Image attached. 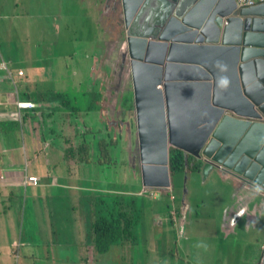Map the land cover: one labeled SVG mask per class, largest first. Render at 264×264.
I'll list each match as a JSON object with an SVG mask.
<instances>
[{
  "label": "rangeland",
  "instance_id": "1",
  "mask_svg": "<svg viewBox=\"0 0 264 264\" xmlns=\"http://www.w3.org/2000/svg\"><path fill=\"white\" fill-rule=\"evenodd\" d=\"M0 22L35 25L34 30L33 27H29V30L24 32H8L11 33L10 39L13 41L17 40L15 35L21 33L27 35L39 33L46 40L54 39L56 34L59 35L61 38L55 39L53 43L57 49L55 57L60 61V74H65L64 76L69 74V70H71L70 74H75V78H81L84 74L85 61L91 63L96 56L102 57L104 55L110 68L102 79L104 87L116 86V76L120 74L123 77L121 88L126 92V96H129L130 92L133 91L132 70H130L128 59L127 27L124 21L122 0H0ZM124 55H126V59ZM65 65L70 69H66ZM65 80V77L63 79L55 78L53 82L59 83ZM68 91L71 93V100L67 111L74 116L73 120L68 121L73 126L71 138L61 140L60 147L58 145L47 146L49 150H56L59 153L58 157L52 160L50 172H47L43 177L30 175L26 170H23L20 173V182L24 188H33L34 197L42 200L47 199L49 188H54L50 198L56 201L62 196L59 205L64 211L62 217L66 215L67 210H73L79 199L88 202L87 208L95 221L96 216H101L103 212L109 211L113 205L116 206L120 215L128 216V219L123 220V233L115 234L114 238H117L115 242L110 241L109 237L107 246L103 252H100L99 256L88 249L90 236L84 232L81 236L84 245L78 249V255L81 256L83 263L89 261L93 264H101L102 259L109 256L111 249L115 246H121L138 248L135 264H180L185 254V248L183 246L177 248L171 238L173 233L181 236L187 231L190 232V243L194 245L193 248L197 252L212 253L210 258L213 260L222 258L223 249L219 245V229L228 228V226H223L222 221L226 216L225 207L232 201L247 195L248 191L245 189L248 186L242 185L225 173L221 174L218 169L202 179L198 173L187 167V193L184 196V201H182L183 185L179 181L173 183V173L171 172L172 185L169 188H146L145 193H147L148 198L146 197L145 201H153V203L144 209L142 217H140V220L143 221L144 219L145 235L140 232L141 223L127 225L130 218L133 221L136 220L138 212L130 217L129 211L118 202L117 197L119 192L125 188L132 190V196L134 191L138 189L137 184L141 175L143 163L140 158L136 133L135 110H132V117L129 120V125L132 126L131 165L133 169L131 183H129L122 179L128 171L124 160L112 157L102 150L96 151V143L87 137L90 133L95 132L96 128L88 124L78 114L80 107L88 106L85 94L78 93V86L75 84H69ZM58 92L52 90L50 95ZM130 115L123 116L116 111L115 118L121 117L125 128ZM115 118H110L109 122L114 124ZM62 119L65 120V118ZM89 121L92 122V119ZM76 122H80L83 126L82 132H79L81 126H75ZM127 137H124L121 149L125 157ZM12 139H8L7 143H10ZM30 142L38 143L40 140L35 137L31 138ZM21 147L25 150V142ZM62 155H66V159H63ZM9 162L10 159H5V163ZM61 177H64L62 183ZM43 178H49V180H43ZM94 178H97L98 181L87 190H83L82 182ZM233 182L238 185L234 190L228 186L232 185ZM2 186L0 188V250L3 252H0V264H22L20 238H23L24 245L27 241L31 243L28 248H35V241L27 235V229L17 226V205L19 202H23L25 206V200L28 196L20 195L16 188L9 183V178L6 176L2 180ZM61 187L62 191H60ZM100 192L111 194L114 204L104 202L99 207H92L91 198ZM166 193H169L171 200L176 199L174 194L177 196V205L174 203L170 215L158 210L160 206L161 211H164L162 209L164 203L162 197ZM219 195V201L215 203V198ZM260 200L264 201L263 193L260 195ZM151 208L153 210L149 213ZM35 210L41 211L39 207H35ZM37 216L39 217L40 214ZM65 218H67L66 221L72 220L70 215H66ZM186 222L187 226L185 227ZM47 223H49L48 220ZM7 228L9 229L8 232L5 231ZM59 229V225L55 228L48 225L42 227L43 232ZM253 234L256 232L244 233V236L250 240L249 238ZM54 240L57 238L43 239V244L47 253L51 254L50 261L58 263L55 254H59L61 251L52 247L51 242ZM12 244L14 245L11 247ZM253 244L255 246V243ZM9 247H11V251L6 253L5 251ZM242 251V255L236 252L227 255L231 260L228 264H254L255 249L249 245ZM65 259H67V254ZM214 262L218 264V261ZM24 263L47 264V255L41 256L37 260L28 256Z\"/></svg>",
  "mask_w": 264,
  "mask_h": 264
},
{
  "label": "water",
  "instance_id": "2",
  "mask_svg": "<svg viewBox=\"0 0 264 264\" xmlns=\"http://www.w3.org/2000/svg\"><path fill=\"white\" fill-rule=\"evenodd\" d=\"M186 1L122 0L126 27H129L127 34L146 35L142 30L147 25H152L163 33L161 37L164 39L174 36V40L190 42L198 36L199 39L205 37L210 42H214L210 46L178 44L181 49L175 57L181 61L212 63L214 103L221 107H213L216 114L215 121L221 115L223 108L233 110L235 113L234 116L225 115L213 133L214 146L219 144L218 140L223 142L222 146L213 155V147L210 144L204 153L220 163L222 171L244 172L245 176L252 178L258 170L256 180L259 187L264 190V124L258 123L256 117L261 116L254 110V106L257 105L264 112V73L261 75L253 70L254 64L264 70V34L248 35L246 31L242 32V28L229 27L213 18L205 19L201 11L211 0H200L191 9L186 6ZM223 1L228 2L229 10L234 7L233 0H220ZM144 9L146 12H143ZM241 14L264 15V5L242 9ZM260 21L257 18L247 17L245 27L252 24V28L264 30L258 26ZM153 43L147 41L146 36L129 35L127 37L129 56L140 57L138 54L146 46L148 53L155 54L157 48L152 47ZM183 70H180V74L189 77ZM222 70L225 74H221ZM223 75L227 77L226 80L221 79ZM164 77L169 78L167 69L164 71ZM162 78V70L156 65L147 64L142 70H134L133 94L142 151L143 181L146 185L156 186L159 189L168 187L171 180L170 170L166 165L168 133L164 99L162 90L157 88ZM184 94H189V90L186 89ZM166 95L168 96L167 92ZM209 97L207 92H203V101H208ZM202 113L203 108L195 109L192 100L182 99L178 109L181 118L197 119ZM174 116L175 107L169 104V117L174 118ZM211 129L212 126L200 128V131L206 136ZM242 131H245V135L238 140L237 134ZM204 138L201 134L192 135L189 139L191 147L187 149L198 154ZM170 140L174 142L173 125L170 126ZM246 166L254 169L245 171ZM213 168L204 165L201 169L206 174ZM187 178L188 176L185 175L182 201L187 193Z\"/></svg>",
  "mask_w": 264,
  "mask_h": 264
},
{
  "label": "crops",
  "instance_id": "3",
  "mask_svg": "<svg viewBox=\"0 0 264 264\" xmlns=\"http://www.w3.org/2000/svg\"><path fill=\"white\" fill-rule=\"evenodd\" d=\"M29 27H33L32 29L34 30L35 25H25L22 23L4 24L0 22V188L3 187L2 180L6 176L9 178V183L16 188L20 195L28 196L27 200H25V206L23 202L22 207H19L20 202L17 205L16 217L18 227L20 226L22 228L27 218L38 221L40 228L44 225L49 226V217L53 219L59 218L60 220V229L57 231L54 230L50 236H46V239L57 238L51 244L54 249L61 251V253L55 254L58 258V263L50 261L51 254L47 253L44 244L42 247L38 245V235L36 234L32 237L35 241L34 249L28 248L31 245L30 242L27 244L25 242L27 247L20 249L21 256H23L22 264H26L24 261L28 256L36 258L37 260V258L45 255H47V264H93V262L89 261L83 263L81 256L78 255L79 247L84 245L81 241V236L84 232L74 228L70 221H66L67 218L65 216H71V210H67L65 212L66 215L62 217L64 211L59 206L62 196L56 201L52 200L50 196L54 188H49L46 200L34 197L32 193L33 188H24L21 185L20 173L26 170L30 175L44 177L47 172H50L52 160L56 159L59 155L56 150H49L47 146L58 145L60 147L61 140H68L72 136L73 126L68 122L74 119L72 114L68 113L65 115V113H58L55 116L49 114V107L51 105L60 106L59 102L49 104L50 92L57 90L68 93L71 96L68 87L69 84H75L78 86V93H84L85 95L98 93V85L100 78L103 76V68L98 64L93 65L89 69L87 62H85L83 67L84 74L81 78H75V74H70L71 70H69V74H66V76H64L65 74H60V61L55 57L57 49L53 43L55 39L61 38L59 35L56 34L54 39L46 40L39 33L32 35L21 33L15 35L17 38L16 41L10 39L11 33L8 32H24L29 30ZM64 67L70 69L67 65ZM17 70L22 71V73H17ZM64 77L66 80L63 82H53L55 78L63 79ZM106 95H108L107 99L103 98L100 110L95 109L93 104L89 107V100L86 99L88 106L80 107L78 114L88 124L96 128L98 136L102 134L106 135L108 131L107 125H109L111 130L114 127L113 138L115 139V144L108 145L107 149L112 157L124 160L128 171L122 179L126 181L127 175L130 174L128 161L131 156L129 130L131 115L124 128L121 117L115 118V113L117 111L125 116L126 114H131V110L130 106L126 108L124 104H119L116 95L112 96L111 93ZM16 99L33 100L37 105L33 109L23 110L20 115H16L13 114L16 108ZM88 110L91 112L87 113ZM62 118H65V120ZM110 118H115L114 124L109 122ZM89 119H92V122ZM75 126H81L83 128L80 122H76ZM79 132L81 131L79 130ZM125 136L127 137L125 143L126 157L121 150L122 141ZM35 137L39 138L40 142H30V139ZM11 138H13L12 141L7 143L8 139ZM23 142H25V150L21 147ZM66 157V155H62L63 159H66ZM5 159H10V162L5 163ZM44 179L49 180V178ZM63 181L64 177H61V183ZM89 187L91 186H84L82 184L83 190H87ZM60 191H62V187ZM99 195L100 193H97L91 198L92 207H99ZM28 206L33 207L34 210H27L26 207ZM241 206H244V204ZM35 207H39L41 211H36ZM37 214H40V216L38 217ZM47 220L49 223H47ZM224 226H228V228L219 229V234L222 236V246L229 247L230 249L242 247L243 239L239 236V228L234 227L233 221L229 222L227 219L224 222ZM5 231L8 232L9 229L7 228ZM93 237L94 235L90 236L88 249L94 254H97L95 245L91 241ZM193 246H184L185 251L197 252ZM11 247L6 249L5 252L9 253ZM0 252H3V250H0ZM66 254L67 259H65ZM204 255L207 260H210L206 257V255H210L209 253H204ZM134 258H131L130 248L121 247L119 257L108 258L107 260L101 261V264H129ZM205 264L209 263L205 262Z\"/></svg>",
  "mask_w": 264,
  "mask_h": 264
},
{
  "label": "clouds",
  "instance_id": "4",
  "mask_svg": "<svg viewBox=\"0 0 264 264\" xmlns=\"http://www.w3.org/2000/svg\"><path fill=\"white\" fill-rule=\"evenodd\" d=\"M200 0H187L186 6L191 9L193 8ZM234 7L229 10L228 2H220V0H211L201 11V15L205 19L213 18L214 20L221 21L222 24H227L229 27H232V22L235 21L236 25L232 28L239 29L242 28V32L246 31L248 35H252L253 33L256 34H264L263 29H257L252 28V24L249 25V27H245V19L247 17L250 18H257L260 21L258 26L261 28H264V15H253V16H245L241 14L242 9H248L253 8L256 6L264 5V1L262 0H233ZM140 7V6H139ZM139 9V8H138ZM138 11V10H137ZM124 12V10H123ZM124 21L125 25L127 23L126 21V14L124 12ZM129 27H127L128 31ZM162 32H160L157 36H150V35H137V34H129L134 36H146L147 41H153V46L157 48V51L155 54L148 53V47L144 50H142L138 55L140 57H130L129 56V66L130 70H132V81L134 82V70H142L146 67L147 64L156 65L161 68L163 73V78L160 84L157 85V88H160L163 93V99H164V114L165 119L167 123V133H168V142H167V153H168V162H170V155L171 150L178 149L181 150L184 154V163L189 164L190 166H196L200 164V168H202L204 165L207 166H213V170L209 173H203L202 169L200 171V174L203 176L210 175L213 171L216 169L221 170L222 165L216 161L213 160V157L208 156L204 153V150L210 146L213 147V155L217 152V150L222 146L223 142L219 141V144L214 146V143H212V140L215 138L213 137V133L216 130L219 123L222 121L225 115H235L233 110H229L226 108H223V111L217 121L216 114L213 109V107L221 108L220 106L216 105L214 103V96H213V74L211 72L212 69V63L205 62L204 64L190 62V61H181L179 59H176L179 50L181 49V46L178 44H191V45H205L210 46L213 45L214 42H210L207 38L203 37L202 39H199L198 36H195L190 42H180L178 40H174L173 37H170L168 39L162 38ZM127 34V36H129ZM250 38H253L250 36ZM68 41L67 39H65ZM147 45V43H146ZM126 59V55H124ZM171 57V58H169ZM260 58H263L261 56H258ZM252 60V59H251ZM87 62V61H85ZM89 69L93 65H100L103 68V76L100 78V83L98 85V93H90L85 95V99L89 100V107L93 104L94 108L100 110L101 108V102L103 98L107 99L106 94L111 93L112 96H117V100L119 104L125 105L126 108L130 106L131 110V117H132V110H135L134 105V94L133 91L130 92V97L126 96V92L122 90L121 88V80L123 77L119 74L116 76V86L105 88L103 85V78L106 75V72L108 73L109 63L105 61V56L102 57L96 56L93 61L87 62ZM254 66V65H253ZM260 67V66H259ZM261 68V67H260ZM167 69V75L169 78L164 77V71ZM184 69V73L188 74L189 77H183L180 74V70ZM262 69V68H261ZM263 70V69H262ZM223 71V70H222ZM17 73L21 74L22 71L17 70ZM255 72V71H254ZM264 72V70H263ZM256 73V72H255ZM222 74V73H221ZM225 74V72H224ZM261 74L262 73H258ZM221 79L226 80L227 77L225 75L221 76ZM86 86V84H84ZM188 89L189 94H184V91ZM166 92L168 96L166 95ZM203 92H207L209 94V100L203 101L202 100V94ZM196 95V99H194L192 96ZM190 99L192 100V106L195 109H201L203 108V113L201 116L197 119H189V118H181V116L178 114V109L181 106L182 99ZM71 96L68 93L64 92H58L54 93L52 95H49V101L50 105L54 102H59L60 106H50L49 107V114L52 116H55L56 114L60 113L65 115L68 114L67 108L70 105ZM111 102V100H109ZM16 108L13 111V114L20 115L23 110L27 109H33L36 107V102L33 100H15ZM169 104L174 105L175 107V116L174 118L169 117ZM255 112H257L261 117H256V120L259 124H264V112L259 109V106H254ZM91 111L88 110L87 113H90ZM248 118H251L252 116H247ZM132 125V124H131ZM174 126V142L170 140V126ZM212 126V129L210 132L205 136L204 133L200 131V128H209ZM84 129L81 128V132ZM130 130V139H131V156L128 161L129 163V171L130 174L127 175L126 181L131 183V176L133 174V169L131 165V157H132V126L129 127ZM136 133L138 137V145L140 149V158L142 157L141 153V146H140V137H139V131L138 126L136 125ZM202 135V138H204V142L198 152V154H194L191 151H189L187 148L191 147V144L189 142V139L192 135ZM217 140V139H216ZM110 156H112L109 153ZM171 167H168L171 174ZM199 168V169H200ZM199 169H192L193 172L197 173ZM254 169L253 167H245L246 170ZM226 172V171H225ZM232 172V171H229ZM223 172H221L222 174ZM259 171L257 170L255 172L254 177L250 178L248 176H245L244 172H232L230 175L234 179H236L239 183L242 185L248 186L246 191H248V194L243 196L242 198L238 200H234L231 202V204L226 205V216L223 218V226L224 222L227 219L229 222L233 221V226L239 228V236L243 239V245L242 247H234L230 249L229 247H224L221 244V238L219 239V245L223 249L222 251V258H219L218 264H228L231 260L227 257V255H231L233 252L239 253L242 255L243 248L248 247L251 245L252 249H255L254 251V264H264V201L260 200V195L263 193L264 190H262L259 187V183L256 180V177L258 175ZM185 175L188 176L187 170H185ZM227 175V174H226ZM188 180V178H187ZM173 179V183H174ZM181 184L184 186V179L180 180ZM187 184V182H186ZM234 188L233 190L238 187L237 183L233 182ZM172 185V179L170 180L169 186L164 187L165 189L169 188ZM138 189L134 191V193L141 199H145L147 197L146 188L155 189L156 186H148L143 181V172L141 169V175L138 180ZM174 186V185H173ZM118 187V185L116 186ZM159 189V188H158ZM132 190L129 188H125V190H122L118 194V199L121 202V205L125 207L129 212L131 210V205L129 203L131 198ZM106 195V193L100 192L98 203L100 206L99 199L100 197ZM148 198V197H147ZM244 204V206H241ZM187 226V222L184 224V226ZM255 231L256 234H253L248 240V238H245L244 233H251ZM180 236V235H179ZM191 238L187 239L183 244H179L176 246L177 248L179 246H189L192 245L190 243ZM255 243V246L254 244ZM212 254V253H210ZM130 255L131 258H134L136 256V248L130 247ZM217 263V262H216Z\"/></svg>",
  "mask_w": 264,
  "mask_h": 264
},
{
  "label": "trees",
  "instance_id": "5",
  "mask_svg": "<svg viewBox=\"0 0 264 264\" xmlns=\"http://www.w3.org/2000/svg\"><path fill=\"white\" fill-rule=\"evenodd\" d=\"M131 100V96L129 95ZM107 133L106 135L102 134L101 136H98V132H92L90 133L87 137L90 141L95 142V150L96 151H105L107 154H109V150L107 149L108 145L115 144V139L114 137V127H112V130L110 129L109 125H107ZM120 134V133H119ZM170 169L171 172L173 173V179L176 181H180L184 179V174L185 170L187 167H190L191 169H199L200 164L196 166H190L189 164L184 163V154L181 150L178 149H173L171 150V155H170ZM97 178L89 179L86 182H82L84 186H91L97 182ZM232 190H233V183L232 185H228ZM175 193V192H174ZM174 200H171L169 198V193H166L162 197V202L163 203V210L161 211L160 206L158 207V210L161 213H166L169 214L171 213V209L174 207V203L177 205V196L174 194ZM220 198V195L215 198V203H218ZM27 200V199H26ZM100 206L104 202H109L111 205L114 204V200L111 199V194H106L99 199ZM118 202L121 204V202L118 199ZM130 205L133 208L129 213L130 217L133 215L135 212L137 213V218L136 220H128L127 225H133V224H138L141 223L142 227L140 229V232L145 234V227L143 225V221L140 220V217H142V213L144 209L148 206H150L152 202H146L145 199L141 200L135 193L132 194L130 201ZM88 202H84L83 200L79 199L78 203L74 205L73 210H71V218L72 220L70 221L71 224L73 225L74 228L77 230L85 232L89 236H93L92 242L95 245L97 254L100 255V252H103L105 247L107 246V239L109 238L110 241H117V238H114L115 234L118 233H123V220L128 219V216H122L118 213L116 210V206H112L109 211H105L102 213L101 216H96V221L93 217V215L89 212L87 208ZM19 207H22V202L19 203ZM24 207V206H23ZM25 209V207H24ZM27 210H34L33 207H26ZM137 209V210H136ZM153 208L149 211L151 213ZM49 226L52 228H55L56 226L59 225L60 220L58 219H53L49 217ZM22 229H27V235H29L31 238L34 235H38V245L42 247L43 245V239H46V236H50L52 234V231H42V228L39 226V222L36 221L35 219H26V222H24ZM38 230V231H37ZM112 235V237H111ZM146 235V234H145ZM23 238H20V245L21 249L24 248V243L22 242ZM29 243V241L26 242V244ZM121 249V246H115L113 249L110 250V256L102 259V261L107 260L108 258H114V257H119V251ZM137 250L136 248V256L132 262L129 264H135L136 262V257H137ZM41 254V253H40ZM184 257L182 258L180 264H205V262H208L209 264H217L216 262L212 261L213 259L210 258V255H206L207 258L210 260H207L205 258V255L203 252H194L192 254V251H185V254L183 255Z\"/></svg>",
  "mask_w": 264,
  "mask_h": 264
},
{
  "label": "flooded vegetation",
  "instance_id": "6",
  "mask_svg": "<svg viewBox=\"0 0 264 264\" xmlns=\"http://www.w3.org/2000/svg\"><path fill=\"white\" fill-rule=\"evenodd\" d=\"M143 12H146V9L143 10ZM236 25V22L233 21L232 22V27H234ZM144 33H146V35H150V36H157L158 33H159V29H157L155 26H152V25H147L143 30H142ZM139 32V31H138ZM253 70L256 72V73H264L263 70L256 64H254L253 66ZM222 74H224V71H221ZM194 99H196V95L194 94L192 96ZM245 135V131H242L241 133H238L237 136H238V140H240L241 138H243ZM168 167H170V162H168L166 164ZM200 171H201V168L198 170V174L202 177L203 179V175L200 174ZM220 172H223L227 175H230L231 172H225V171H222V170H219ZM233 187H234V184H233ZM186 227V225H185ZM190 238V232H185V233H182L181 236L179 235H176L173 233V236L171 239H173V243L178 246L179 244H183L187 239Z\"/></svg>",
  "mask_w": 264,
  "mask_h": 264
},
{
  "label": "built area",
  "instance_id": "7",
  "mask_svg": "<svg viewBox=\"0 0 264 264\" xmlns=\"http://www.w3.org/2000/svg\"><path fill=\"white\" fill-rule=\"evenodd\" d=\"M252 1H254V0H252ZM262 1H264V0H262Z\"/></svg>",
  "mask_w": 264,
  "mask_h": 264
}]
</instances>
